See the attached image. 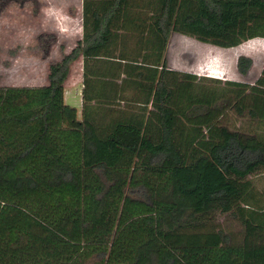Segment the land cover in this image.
Returning <instances> with one entry per match:
<instances>
[{
  "label": "trees",
  "instance_id": "obj_1",
  "mask_svg": "<svg viewBox=\"0 0 264 264\" xmlns=\"http://www.w3.org/2000/svg\"><path fill=\"white\" fill-rule=\"evenodd\" d=\"M83 21L48 85L0 86V264H264V68L248 83L167 59L173 32L264 39V0H83Z\"/></svg>",
  "mask_w": 264,
  "mask_h": 264
},
{
  "label": "rangeland",
  "instance_id": "obj_2",
  "mask_svg": "<svg viewBox=\"0 0 264 264\" xmlns=\"http://www.w3.org/2000/svg\"><path fill=\"white\" fill-rule=\"evenodd\" d=\"M83 22V0H0V86L48 85L52 68L83 38ZM242 55L253 59L246 75L238 67ZM167 59L176 70L254 83L264 68V39L223 48L173 32ZM83 66L84 59L80 57L71 65L66 81L67 102L78 109L79 118ZM229 119L237 128L241 124L240 127L249 128L246 120L234 115ZM252 180L264 195V173Z\"/></svg>",
  "mask_w": 264,
  "mask_h": 264
},
{
  "label": "crops",
  "instance_id": "obj_3",
  "mask_svg": "<svg viewBox=\"0 0 264 264\" xmlns=\"http://www.w3.org/2000/svg\"><path fill=\"white\" fill-rule=\"evenodd\" d=\"M83 72H84V66H83ZM66 91H67V83H66V86H65V98H66V101H67L68 99H67V94H66L67 92Z\"/></svg>",
  "mask_w": 264,
  "mask_h": 264
}]
</instances>
